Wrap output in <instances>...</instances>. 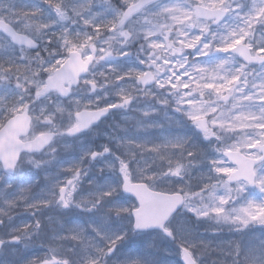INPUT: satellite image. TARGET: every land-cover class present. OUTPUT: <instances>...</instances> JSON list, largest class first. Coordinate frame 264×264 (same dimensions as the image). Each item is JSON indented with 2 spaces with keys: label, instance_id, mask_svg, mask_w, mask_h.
<instances>
[{
  "label": "snow or ice",
  "instance_id": "6c2138e0",
  "mask_svg": "<svg viewBox=\"0 0 264 264\" xmlns=\"http://www.w3.org/2000/svg\"><path fill=\"white\" fill-rule=\"evenodd\" d=\"M0 264H264V0H0Z\"/></svg>",
  "mask_w": 264,
  "mask_h": 264
}]
</instances>
